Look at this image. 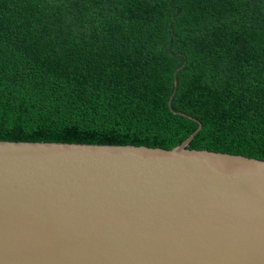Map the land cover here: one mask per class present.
Masks as SVG:
<instances>
[{
	"label": "trees",
	"instance_id": "16d2710c",
	"mask_svg": "<svg viewBox=\"0 0 264 264\" xmlns=\"http://www.w3.org/2000/svg\"><path fill=\"white\" fill-rule=\"evenodd\" d=\"M264 160V0H0V139Z\"/></svg>",
	"mask_w": 264,
	"mask_h": 264
},
{
	"label": "water",
	"instance_id": "95a60500",
	"mask_svg": "<svg viewBox=\"0 0 264 264\" xmlns=\"http://www.w3.org/2000/svg\"><path fill=\"white\" fill-rule=\"evenodd\" d=\"M198 122L171 149L0 139V264H264V160L189 148Z\"/></svg>",
	"mask_w": 264,
	"mask_h": 264
}]
</instances>
